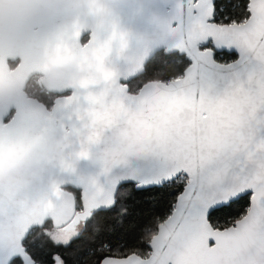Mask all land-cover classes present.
Segmentation results:
<instances>
[{
	"label": "snow or ice",
	"instance_id": "snow-or-ice-1",
	"mask_svg": "<svg viewBox=\"0 0 264 264\" xmlns=\"http://www.w3.org/2000/svg\"><path fill=\"white\" fill-rule=\"evenodd\" d=\"M170 36L159 63L101 82L95 174L0 180V264H68L81 238L73 264H264V0H178Z\"/></svg>",
	"mask_w": 264,
	"mask_h": 264
},
{
	"label": "water",
	"instance_id": "water-1",
	"mask_svg": "<svg viewBox=\"0 0 264 264\" xmlns=\"http://www.w3.org/2000/svg\"><path fill=\"white\" fill-rule=\"evenodd\" d=\"M89 2L93 22L85 27L77 21L53 34L43 45L42 59L27 49L0 44V127L23 122L0 146V180L63 186L95 174L99 165L91 142L106 111L101 82L114 73L140 72L152 53L172 43L178 0ZM117 3L124 5L119 14L111 7ZM9 61L19 63L11 69ZM52 68L62 71L49 72ZM45 72L46 88L71 92L55 99L51 109L25 92L31 75Z\"/></svg>",
	"mask_w": 264,
	"mask_h": 264
},
{
	"label": "clouds",
	"instance_id": "clouds-1",
	"mask_svg": "<svg viewBox=\"0 0 264 264\" xmlns=\"http://www.w3.org/2000/svg\"><path fill=\"white\" fill-rule=\"evenodd\" d=\"M93 7L89 0H0V44L27 49L42 59L43 45L53 34L77 21L85 27L93 22ZM111 7L119 14L124 5Z\"/></svg>",
	"mask_w": 264,
	"mask_h": 264
},
{
	"label": "trees",
	"instance_id": "trees-1",
	"mask_svg": "<svg viewBox=\"0 0 264 264\" xmlns=\"http://www.w3.org/2000/svg\"><path fill=\"white\" fill-rule=\"evenodd\" d=\"M88 40V36L84 37L83 43H86ZM237 57L236 54L234 53H224V59L225 60H235ZM151 63H159V57L156 58V60H150L148 64L150 65ZM141 79L144 81V83L148 81H153V80H158L160 81V78L158 75H152L150 77H141ZM47 96L44 94H40L39 99H44ZM245 206L243 202H241V205L238 207H243ZM166 209V202H161L156 205H152L149 203H140L135 205L132 208V214L127 218L126 220V227H131L132 225L136 224L138 217H137V212H140L143 214L144 217L151 218L152 216H161L163 215L164 211ZM242 210V209H241ZM114 223V222H113ZM91 228L88 229L87 232H85V237L90 233ZM87 243L86 238H81L77 241L74 242V244L68 248L65 252V255L68 259V264H73L74 256L72 255L73 252L78 248V246H82Z\"/></svg>",
	"mask_w": 264,
	"mask_h": 264
},
{
	"label": "flooded vegetation",
	"instance_id": "flooded-vegetation-1",
	"mask_svg": "<svg viewBox=\"0 0 264 264\" xmlns=\"http://www.w3.org/2000/svg\"><path fill=\"white\" fill-rule=\"evenodd\" d=\"M18 63H19V61H15V62L9 61L10 68L11 69H14L18 65ZM44 79H45V75H43V74L33 73L31 75L29 81L26 84V88H25V92L27 93L28 97L37 98L38 100H40L41 102H43L45 105H47V107L49 109H51L52 108V105H53V102H54L55 99L61 98V97H64V96H68V95L71 94V92H68V91L67 92H64V93H61V94L60 93L53 92V90H52L51 87L46 88L42 84ZM36 80H40V84H38V85L35 84L34 85V82ZM42 89L49 90L50 93H51L50 96H47L43 100L42 99H39L40 94H43L42 93ZM13 112L14 111H12V114H13Z\"/></svg>",
	"mask_w": 264,
	"mask_h": 264
},
{
	"label": "built area",
	"instance_id": "built-area-1",
	"mask_svg": "<svg viewBox=\"0 0 264 264\" xmlns=\"http://www.w3.org/2000/svg\"><path fill=\"white\" fill-rule=\"evenodd\" d=\"M225 60V59H224ZM225 61H229V60H225ZM230 61H232V60H230ZM35 84H40V80H36L35 82H34V85ZM42 93L44 94V95H46V96H50V91L49 90H45V89H42Z\"/></svg>",
	"mask_w": 264,
	"mask_h": 264
}]
</instances>
